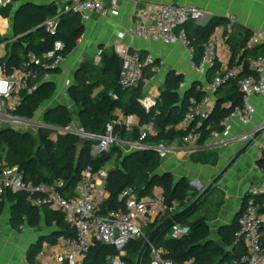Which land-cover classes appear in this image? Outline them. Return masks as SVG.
Here are the masks:
<instances>
[{"label": "trees", "instance_id": "obj_1", "mask_svg": "<svg viewBox=\"0 0 264 264\" xmlns=\"http://www.w3.org/2000/svg\"><path fill=\"white\" fill-rule=\"evenodd\" d=\"M20 2L21 0H11L0 7V17H12L13 35L16 36V40L6 46V60L9 57L8 65H16L27 51L34 52L42 59V54L54 49V44L57 41L62 45L57 53L63 59L70 55L84 28L79 14L70 11L61 12L54 33L50 34L42 24L47 18L56 14V7L49 3L36 4L34 2L17 7ZM224 22V19L213 16L203 23L190 20L182 26L187 35L188 47L191 50V61L195 65L201 63L204 47L209 37L216 27ZM247 38L238 40L230 35L227 39L231 51L229 63H234L236 59L238 63L243 64L239 77L254 74V71L248 68V59L263 55L260 53L261 46L240 52ZM6 39L0 35V42ZM139 55L140 58L145 57L142 51ZM101 58L100 66H95L87 60L81 61L74 74L73 83L68 88L69 96L79 107L78 120L85 132L103 133L106 123L114 119L113 112L119 109L123 115H133L138 120V124L130 129L122 124L114 125V134L120 140L137 141L139 127L142 124H151L156 132L141 141L142 144L150 146L170 144L186 134V130L171 128L165 132L164 128L174 126L183 119L189 97L194 96L200 99L204 96L205 91L197 89L198 82L192 83L181 95L179 91L184 82L183 76L175 71H169L161 85L159 97L155 100L154 105L146 110L139 103V100L144 96V82L132 89L121 87L118 83L121 69L120 58L115 52L104 53ZM157 64L158 60H155L144 67L143 78L145 80H150L155 75L153 67ZM218 65L214 64L207 69V82H210L215 72L219 70ZM51 71L53 69L39 68L38 74L32 81L34 90L30 94L22 95L20 103L12 115L31 119L37 109L52 97L53 84L43 79V75ZM96 89L98 90L95 91ZM112 95H115L116 98H113ZM214 97V110L200 126L203 133L196 144L199 149L191 152L189 156L192 162L210 164L211 166L217 165L218 153L208 148H200L205 146L208 131L219 130V122L229 116L233 108L240 103L237 79L218 87ZM70 122L71 115L63 105L48 107L44 111L43 123L48 126L64 129L70 125ZM195 122L196 120L191 123L190 127L194 126ZM52 133L53 130L47 127L39 128L36 136L29 131L16 130L10 126L0 127V151L5 164L18 166L23 171L25 180L33 183L51 184L57 179H62L66 187L71 189L79 180L81 171L87 166L90 165L94 171H97L115 156V159L118 158L119 161L115 160V165L107 171L104 184L107 196L102 204L101 213L123 208V201L119 199V194L126 187H132L138 197L151 196L153 189L158 187L166 202L177 204L176 211L185 207L198 194L188 180L184 178L174 180L170 173L159 174L156 172L161 165V154L158 150L137 149L128 154L123 153L119 145L113 144L108 152L93 158L90 155V148L94 140L87 138L81 140L77 134L69 132ZM257 164L264 172L263 157L257 160ZM258 197L254 198L255 203ZM3 198L0 201V216L4 213L5 199H7L9 222L13 228L18 229L23 224L29 227H38L41 216L45 219L47 226L54 225L53 234L40 238L39 242L43 239L53 241L59 235L70 236L73 234L62 213L49 210L46 207L34 206L28 201L27 193L7 190ZM205 202L206 199L194 211L177 221L176 225L184 229L180 235L172 234L174 223L165 227L157 235L152 245L162 249L161 256L163 258L173 264H226L232 258L244 253L242 243L234 242V232L237 230L239 214L229 229L228 236L230 238H227L228 242L233 244V251H226L209 239L210 229L207 215L193 217L195 214L197 215ZM219 204L220 202L217 203V206ZM171 214L173 213H167L164 217L151 223L145 230V236L157 223ZM144 239H133L126 244L125 255L121 257L125 264H134ZM39 247L40 245L37 243L28 248L26 255L29 261H33ZM115 254L113 246L94 242L88 250L85 264H104L107 255ZM150 260L149 248L144 254L141 264H149Z\"/></svg>", "mask_w": 264, "mask_h": 264}, {"label": "built area", "instance_id": "obj_2", "mask_svg": "<svg viewBox=\"0 0 264 264\" xmlns=\"http://www.w3.org/2000/svg\"><path fill=\"white\" fill-rule=\"evenodd\" d=\"M10 1L0 0V7ZM132 1L137 7L133 12L132 26L126 30L129 37L163 45L181 43L189 48L187 35L182 26L190 20L201 23L204 17L202 10L193 5L174 3H146L139 6L141 0ZM118 2L119 0H48L49 4L56 7V14L47 18L42 26L47 32L53 34L58 16L63 11L75 12L79 14L81 21L85 22L91 14L100 17L116 14ZM233 21V17L228 18L225 25V38H228L232 32ZM215 32L216 29L204 47L201 63L195 65L192 62L193 69L201 75L205 74L208 68L219 63ZM15 40L16 37H12L8 41L0 42V121L3 122H21L17 119L19 117L12 115V112L18 107L22 95L30 94L34 90L32 81L38 74L39 68L54 69L63 61V57L57 53L62 45L57 41L54 49L42 54V59L34 52L27 51L16 65L9 66L5 46ZM263 41L264 35L260 31H253L240 52L251 50ZM115 53L121 60L119 85L125 89L138 87L141 82L145 81L144 67L153 62L152 56L147 55L140 58L138 52L130 51L123 44L115 46ZM229 62L230 57L228 62L220 64L219 70L215 72L210 82H207L205 86L200 84L197 86L198 90L205 91L204 96L200 99L194 96L189 97L183 119L174 126H166L165 132L171 128L186 130V134L181 139L189 145H196L203 133L200 130L203 120L207 119L214 110V94L217 88L235 79H237L241 98L240 103L233 108L229 116L219 122V130L208 131L207 140L226 144L231 138L230 120H235L242 125L254 120L256 111L251 98L264 96V54L248 59V68L254 71V74L243 77H239L243 64L238 63L236 59L232 64ZM47 78L48 74L45 73L43 79ZM112 97L116 98L115 95ZM139 103L149 110L154 105L155 99L143 96ZM113 116L114 119L106 123L101 134L76 131L84 138L94 140L90 148L91 157L96 158L101 153L108 152L113 144L119 145L123 153L145 148L159 152L165 149L164 144L150 146L141 143L148 135L156 133L151 124L140 125L137 141L118 139L114 134V125L122 124L130 129L135 125V118L133 115H123L119 109L115 110ZM195 120V125L190 127ZM35 124L38 125V123ZM39 124L40 127H47L59 133L67 132L64 129H54L44 123ZM251 134L252 132L249 131L242 133L239 141L244 143ZM261 157L264 158V153ZM0 168V201L7 190L23 191L27 193L28 201L34 206L46 207L62 213L73 232L70 236L60 235L51 242L43 243L33 261L25 260L24 264H85L88 250L94 242H101L115 249L116 254L107 255L104 264H125L121 257L125 255L126 244L133 239L145 238V230L151 223L167 213H174L177 207L175 202H166L162 192L138 197L132 187H126L119 194V199L123 201V208L101 213L106 196L104 192L98 191V186L105 183L107 178V170L104 167L94 171L92 166H87L81 171L79 180L71 189L66 187L62 179H57L51 184L25 180L23 171L16 165H6L3 158L0 160ZM247 193L246 202L237 219V230L234 232V242L242 243L244 253L232 258L226 264H264L262 219L257 204L254 202L256 196L264 194V181L251 183ZM183 231V228L175 225L172 234L178 236ZM149 248L151 256L149 264H173L161 256L160 247L151 245Z\"/></svg>", "mask_w": 264, "mask_h": 264}, {"label": "crops", "instance_id": "obj_3", "mask_svg": "<svg viewBox=\"0 0 264 264\" xmlns=\"http://www.w3.org/2000/svg\"><path fill=\"white\" fill-rule=\"evenodd\" d=\"M28 1L36 4H48V1L45 0H41V3L40 0ZM146 3L193 5L204 12L201 23L206 22L213 16L224 19L225 22L217 26L215 32L219 53L218 66L228 62L230 57L231 51L227 43L229 37L225 38V25L229 17L234 19L230 35L238 40L247 38V35L253 31H260L264 35V0H141L139 6ZM136 7L132 0H119L116 14L106 17L91 14L89 19L83 22V32L71 54L64 58L62 63L53 71L47 73L48 78L46 80L50 81L54 87L53 95L49 99L54 105L50 107L67 106V102L72 101L68 88L73 83L74 74L81 61L91 58L98 61L104 53L111 54L115 52V46L118 44H123L130 51L139 54L142 51L145 56H152L153 61L158 60L157 68L155 69L156 66L153 67L155 75L150 80L144 81V96L156 100L159 97L165 76L171 70L183 76L184 82L181 84L180 92L184 88H189L195 82L202 86L207 84L206 73L201 75L193 69L191 50L181 43L163 45L131 38L126 34V30L132 26V16ZM6 19L0 17V23ZM256 47H260V53L264 54V41ZM94 65L97 66L96 63ZM157 80L161 82L157 84L155 82ZM251 101L256 111L252 122L242 125L235 120H230L232 125L231 138L226 144L206 140L205 146L200 148H208L218 153L219 161L216 166L192 162L189 159L190 153L194 150L197 151L199 148L178 138L169 144V151L165 155L161 154V165L156 172L159 174L170 173L174 180H178L179 177L180 179L199 180L201 181L200 185H197L198 187L194 185V187L195 189L203 188L215 174L217 168L226 162L240 146V135L253 130L264 121V96H254ZM134 118L136 124L138 120L135 116ZM53 132L59 133L54 130ZM263 153L264 133L220 181L197 213V216L207 215L210 229L209 239L226 251H233V244L227 240V238H230L228 236L229 229L235 223L237 215L247 199L248 186L251 183L264 181V172L257 164V160L261 158ZM1 158L3 157L1 156ZM162 166L164 168L160 171L159 169ZM104 184L98 186V191L104 192L107 196ZM157 190L162 192L160 188L155 187L153 194ZM218 202H220L219 206H217ZM8 204L9 202L5 199L4 213L0 216V264H24V261L28 260L26 255L28 248L37 243L41 247L43 243L51 242V240L43 239L40 242L39 240L42 237L52 235L55 227L54 225L47 226L45 219L41 216L38 227H29L23 224L15 229L9 222ZM256 204L262 219L264 244V194L259 195Z\"/></svg>", "mask_w": 264, "mask_h": 264}, {"label": "water", "instance_id": "obj_4", "mask_svg": "<svg viewBox=\"0 0 264 264\" xmlns=\"http://www.w3.org/2000/svg\"><path fill=\"white\" fill-rule=\"evenodd\" d=\"M29 2L32 1H28V0L22 1L17 4V7H20L23 4H27ZM186 89H184L181 92L179 91V93L182 95L186 91ZM17 119L21 122L32 121L31 119H24V118H17ZM50 127L57 129V127L54 126H50ZM64 130H66L69 133H74V134L77 133L76 132L77 130H69L67 128H64ZM79 131L85 133L83 130H79ZM249 132H252L251 136L244 143L241 142L240 146L229 157V159L217 168L215 174L210 178L208 183L198 192V194L185 207L179 209L178 211L166 217L165 219H163L154 226V228L150 231V233L145 237L143 244L138 251L134 264L142 263L144 254L146 253L147 249H149V247L153 244L154 239L165 227L173 223L176 225L177 221L181 217H184L185 215H188L190 212L194 211L210 195V193L218 186L220 181L235 166V164L241 160L243 155L256 143L259 137L264 133V121L260 125L255 127L253 130H250ZM218 161H219V156H218Z\"/></svg>", "mask_w": 264, "mask_h": 264}, {"label": "rangeland", "instance_id": "obj_5", "mask_svg": "<svg viewBox=\"0 0 264 264\" xmlns=\"http://www.w3.org/2000/svg\"><path fill=\"white\" fill-rule=\"evenodd\" d=\"M45 1H48V0H45ZM40 3H41V0H40ZM2 20V19H1ZM0 34L1 36H3L4 38H7L6 41H8L10 38L12 37H16L14 36V32H13V29H12V17H9L7 18L6 20H3L1 21L0 23ZM12 43L9 42L8 45H11ZM6 45V46H8ZM6 46H5V50L7 51L6 49ZM87 61H90L91 63H96L97 66H100L102 64V58H100L98 61H95L93 58L91 59H88ZM157 84L160 83L161 81L160 80H157L155 81ZM52 104V105H51ZM67 106H65L68 110V112L70 113L71 115V122H70V125L67 127L68 129H71V130H83L81 128V125L79 123V120H78V113H79V107L74 103V102H70L68 101L67 102ZM53 102L51 101H46L44 102L38 109L37 111L35 112L34 116L31 118L32 122L28 123V124H25V123H21V122H10V121H0V127H5V126H10L12 127L13 129H16V130H20V131H29L30 133H32L33 135L36 136L39 128L40 127V124L39 123H43V114H44V111L46 110V108L50 107V106H53ZM55 107V106H54ZM35 123H38L35 124ZM84 131V130H83ZM56 132H53L52 134H55ZM81 140L85 139L81 133L77 132L76 133ZM166 147L164 150L160 151V154L162 155H165L169 150H168V146H169V143H165L164 144ZM0 150H1V147H0ZM2 156V152L0 151V160L2 159L1 158ZM115 160L116 162L119 161V159H115V156H113V158H111V160H109L107 162V164L105 165V169L108 170L110 169L111 167H113L115 165ZM162 168H164V166H162L159 170L161 171ZM180 179V177L178 178V180ZM186 180H188L189 184L195 189L194 185L196 187H198L197 185H200L201 181L199 180H189L187 178H184ZM202 188L200 189H195L197 191V193L201 190ZM159 190L156 191V193H158ZM197 215L195 214L193 217H196ZM51 230V229H50Z\"/></svg>", "mask_w": 264, "mask_h": 264}]
</instances>
